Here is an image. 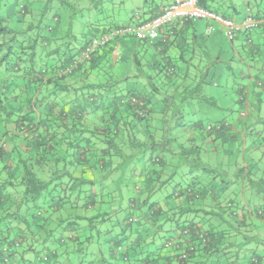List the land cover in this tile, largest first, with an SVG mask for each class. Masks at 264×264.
I'll return each instance as SVG.
<instances>
[{"label":"trees","instance_id":"1","mask_svg":"<svg viewBox=\"0 0 264 264\" xmlns=\"http://www.w3.org/2000/svg\"><path fill=\"white\" fill-rule=\"evenodd\" d=\"M210 1L197 0V6L217 14L212 11ZM53 3V8L69 5L67 0H0V123L3 128L9 122L15 125L9 148L3 147L0 134V264H206L207 259L210 264H217L218 257L238 252H242L246 264H260L262 256L247 247L250 239L246 227L256 223L264 236V198L258 199L261 196L258 191L264 192V164L255 162L245 168L237 165L236 173L228 176L221 168L200 159L205 132L210 137L229 136L233 132L227 121L211 119V112L220 108L216 99L205 95L206 85L219 88L216 78L220 73L209 69L216 65L217 59L201 55L193 61L185 60L192 61L191 66L197 69L192 74H181L180 68L168 61L165 52L168 38L162 40V35L174 37L178 33L175 22L165 26L152 42L127 35L124 38L137 40L141 47L159 49L157 76L162 88L167 85L169 92L161 93L155 88L158 102L152 105L133 90L121 91L113 95L116 110L100 108L102 96H88L89 93L77 95L86 100L88 107L74 105V100L62 103L54 90L60 87L63 78L84 77L85 66L90 67L101 57H107L111 63L117 44L112 41L98 48L87 60L78 63L70 75L58 77L73 66L88 43L74 56L70 54L71 44L63 47L64 53H59L62 36L53 25L60 22V10L54 9L49 15L51 23L41 26ZM245 7V19L252 17L259 22L255 29L263 30L262 3H255L254 12L250 4ZM152 18L112 27L97 22L90 31L98 33L96 37L112 28ZM184 23L195 25L192 21ZM251 31L241 30L234 38H243L241 49L260 54L248 56L247 65L252 66L255 61L256 66L263 68L264 44L253 45L251 41L252 36L263 38L259 37L263 31L255 35ZM64 37L74 38L70 33ZM115 56L121 63L120 55ZM133 59L136 71L148 72L150 62L143 53L138 52ZM224 64L230 65V61ZM157 76L146 74L149 79ZM177 77H180L178 85L174 83ZM247 78L240 73V81ZM257 86L261 88L263 84L259 81ZM244 87L241 83L233 89L241 106L246 105ZM60 89L66 95L73 92L67 86ZM98 110L104 111L100 127L86 132L80 122L86 114ZM35 115L39 118L33 122L30 119ZM238 117L239 120L246 117V112H240ZM252 134L256 135L264 156V127L258 133L250 132V137ZM119 160L128 165L121 166ZM139 163L142 165L136 169ZM124 166L130 171L125 190L121 185L125 176L119 172ZM169 183L172 190L162 199L165 201L151 203L149 197L157 188ZM121 188L124 194H130L126 190H137L143 199L133 196L126 199L124 214L119 218L118 204L122 202L114 199ZM205 200H214L216 209H193ZM95 209L97 213L89 215ZM191 215L194 216L190 218ZM167 224L173 228L175 240L183 239L194 248L190 251L186 247L189 253L186 260L177 262L162 257L161 261L159 251L171 241L164 240ZM222 224L233 228L234 237L239 236V240L234 239V243L229 240ZM207 253L208 258L202 261ZM197 256L201 259L196 260Z\"/></svg>","mask_w":264,"mask_h":264},{"label":"crops","instance_id":"2","mask_svg":"<svg viewBox=\"0 0 264 264\" xmlns=\"http://www.w3.org/2000/svg\"><path fill=\"white\" fill-rule=\"evenodd\" d=\"M172 0H136V3L132 2V6L135 7L134 9L129 10L128 12H124L122 14L121 11L117 12L116 14L114 13L113 21L111 23L105 24L110 27L112 26H122V25H127V24H133V22H137L139 18L142 20L149 19L151 17H154L155 14L168 6ZM158 6L156 12H154L155 8ZM137 13V14H136ZM139 14V16H137ZM135 16V17H134ZM134 17V18H132ZM131 19V20H130ZM130 20V21H129ZM264 22V21H262ZM175 27L178 29V33L174 37H165V35H162V40L165 41V38H168V44L165 52L168 55V61H170L174 66H177L180 68L179 72L181 74H192V72H195L197 68H194L191 66L193 63V58L196 59V57H200L201 55H204L205 57H208V59H217L215 62L216 65L210 67L209 69L213 70L215 73H223V69L227 68L228 70H233L238 72L240 75L241 72L246 75V73H249V77L247 75V79H241L244 81H240L239 78L236 79L234 77V81L228 80L225 82V84H230L233 82V84H241L245 86L244 91H245V99H246V105L241 106V108H245L244 112L246 110H249V115L250 117H253L254 119L252 121L251 127H246L244 124H240V120L238 119V114L236 116L235 120V126H234V132H232V135H222V134H215L214 136L211 135L208 136V134H205L202 136V147L203 150L207 153H215L217 148L215 144L217 143L218 139L222 141L220 145L224 144V141L230 138L235 137L237 141H239V137L245 139L246 134L249 135L250 132L254 133L257 131L259 132V129L264 127V120L260 121L259 117L261 119V116L264 114V67L260 68L259 66H256V62L254 61L252 63V66H248L247 63L244 61L246 58H249L250 56H258L260 54H256L255 52L253 54H250L244 49H241V44L233 45V43L230 44L229 47V54L226 56L227 61H222V51L220 48H223L224 43L222 41L220 31L223 30L222 27H220L221 30H219V35L216 38L210 39L211 32L209 34H206V25L202 26L201 24H196L191 25L192 27L189 26V24H182L179 23L178 21L175 22ZM262 29L264 30V23L262 25ZM92 30V29H91ZM181 31V32H180ZM182 31H185L183 34ZM264 32V31H263ZM98 34V33H97ZM96 33L93 34L91 31L89 33V37L85 38L84 43L81 45L79 49H73L72 46L70 45V50L72 52L70 53L72 56H74L77 52V50H81L95 35ZM222 34V32H221ZM206 37H204V36ZM170 38V39H169ZM227 39V38H226ZM161 40V39H160ZM210 40L212 43L217 42V47L218 50L215 53V55H211L209 52V43ZM256 40V45H263L264 44V38H254ZM239 41V40H238ZM241 41V40H240ZM239 41V42H240ZM252 44L255 45L252 41ZM122 51V53L119 54V51ZM66 51V48H62L59 50V53L61 54ZM120 55V58H122L121 63L117 62L118 56H115L116 53ZM138 52L143 53L144 59L149 61V68L147 69L148 72H140L136 71L135 66H133L132 61L134 60V55L137 54ZM158 53H160L159 49H155V47H141V45L137 42L135 39L131 38H124L119 42L118 44V49L117 45L112 53V62L108 63L107 57H101L98 59H95L93 64L89 67L87 64L85 68L87 69V73L84 77H64L63 81L60 82V87H58L56 92H58L59 99L62 100V103H72V101H75L74 105L78 106H84L86 105V100L83 98L79 99H73V96H76L78 93H89L88 96L92 95H101L102 96V104L100 108H109L113 107V109L116 110L117 107H114L113 104L116 101V98L113 96H117L121 94V91L124 90H133L142 96L146 97L152 105L157 104L158 102V96L157 88L158 90H161L160 92L163 93L164 90H167L169 92V88L167 85L162 88L161 82L159 80V77L157 76V61H158ZM227 53V52H225ZM114 54V55H113ZM249 56V57H248ZM78 58V57H77ZM76 58V59H77ZM192 59L191 63H188L189 60ZM129 61L131 64L126 65L125 63H122L123 61ZM209 60V61H210ZM230 61V65L224 64L228 63ZM117 62V63H116ZM108 63V64H106ZM209 64V63H208ZM131 66V67H130ZM241 66V67H240ZM247 69V71H243L242 67ZM256 66V67H255ZM113 67H116L117 69L114 70ZM259 67V68H258ZM113 71L117 72V78L115 77V74ZM147 75H156V78H147ZM242 77V76H241ZM180 77H177L175 79V84L178 85L180 82ZM177 80V81H176ZM239 81V82H237ZM263 84V87L259 88L257 84L259 83ZM131 82V83H130ZM182 84H185V80H182ZM247 85V86H246ZM67 86L72 90L73 92L71 94H74L71 96V94L66 95L64 92H59L61 91L60 88ZM42 90H44V87ZM252 89V90H251ZM41 90V91H42ZM52 91V90H51ZM50 91V92H51ZM248 91V92H247ZM85 95V94H84ZM238 96V95H237ZM161 97V96H160ZM239 97V96H238ZM114 98V99H113ZM239 104V103H238ZM86 107H88L86 105ZM109 110V109H108ZM157 111H160L158 108L156 109ZM111 112V111H110ZM232 112V110H231ZM112 113V112H111ZM104 114L101 112V110H98L96 113L87 115L84 117V120H82L80 123L83 127V129L88 132L92 128H99L100 127V116ZM260 114V116H259ZM39 118L35 115L32 117L30 120L35 122ZM238 126V127H237ZM2 124L0 123V134L2 136V145L5 148L8 147V142L9 138L11 137L12 134L15 133V125L12 122H9L6 124V126L2 129ZM239 130V131H237ZM244 131V132H243ZM158 133V134H157ZM155 134V133H154ZM156 135L159 136V132H156ZM155 135V136H156ZM242 141V140H241ZM228 142V141H227ZM255 142L257 143L258 140L255 139ZM253 149L255 151V156L254 159H249L248 162L246 161L247 159H243V164L242 166L249 167L250 164L255 163V160L262 164H264V156L262 155L261 147L256 144H252ZM240 158V156H238ZM212 167L219 168L215 165H210ZM235 174V173H234ZM233 174H228V176H232ZM254 180V179H252ZM256 180H254L255 182ZM264 184V183H262ZM258 193L261 195L258 197V199H261L262 197L264 198V192L263 191H258ZM176 205L179 204V199L175 201ZM207 204V205H206ZM216 202L214 200H205L201 202L200 204L197 203L198 207H193V209L197 210H203L206 209L207 211L211 209H216ZM201 214V213H200ZM200 214L198 216H200ZM194 215H191L190 218H192ZM197 219V217H195ZM252 226V225H251ZM259 225L256 224V227ZM247 227L246 229L249 230L248 234V239L247 243L253 242L255 250L262 249L264 250V236H263V231L255 233L254 230L249 229ZM167 234L172 233V235H176L173 232V228L166 229ZM239 232V231H237ZM164 240L166 239V236ZM163 244V242H160V246ZM175 250L169 249V248H163L162 252L161 250L159 251L161 258L162 257H169L171 261H177L178 262V257L174 252ZM208 253L204 254V258L201 259L200 257H195L196 260L201 259L204 261L205 259L208 258ZM200 256V255H199ZM194 259V260H195ZM193 260V261H194ZM163 261V258L162 260ZM260 264H264V256L260 260Z\"/></svg>","mask_w":264,"mask_h":264},{"label":"rangeland","instance_id":"3","mask_svg":"<svg viewBox=\"0 0 264 264\" xmlns=\"http://www.w3.org/2000/svg\"><path fill=\"white\" fill-rule=\"evenodd\" d=\"M46 1V0H45ZM69 5H66L64 7H59V8H53L54 3L50 6L51 8L48 10L47 15L45 16V18L42 20L41 22V26H45L50 24V18L49 15L51 14V12L55 11L54 9H59L60 11L58 12L60 15V22L59 24H55L54 30L57 29L61 34L62 38L60 39V44H61V48L63 47H67L71 44L73 49H79L81 47V45L84 43L85 38L89 37V33H90V27L95 25L97 22L100 23V25H105L108 23H111L113 21V15L114 13L116 14L117 12L121 11L122 14L124 12H128L131 9H134L135 7L132 6V2L136 3V0H67ZM256 2H260L262 3V8H264V0H211L210 1V5H211V9L212 11H215L217 13V15L221 16V17H226L227 19L231 20L232 22H234L235 25H239L243 19H245V13L244 11L246 10L245 5L246 4H250V8L253 9L251 10L252 12H254V7H255V3ZM13 3V2H12ZM38 6V3L36 2V7ZM234 10H236V13L234 12ZM194 23L196 24H201L202 26L206 27H210L211 28V35H210V39L212 40V38H216L219 34V30L220 27H222L218 22L210 20V21H194ZM264 30L261 29H253L252 35L258 34L259 32H262ZM222 32V34H221ZM67 33H70L73 35L74 38H68V37H64V35H66ZM220 35L222 38V41L225 42L224 43V47L220 48L222 51V61H227L226 56L229 54L228 50L230 47V42L226 39L225 35H224V30L220 31ZM219 35V36H220ZM259 37H263L264 38V32H262ZM254 36L251 37V41H253L254 44H256V40H254ZM133 40V38H131ZM210 40L209 43V52L211 53V55H215V53L218 50L217 47V42L212 43V41ZM240 42H239V41ZM115 43L117 44V49H118V44L119 42H121V39L119 41L114 40ZM243 43V38H234L233 40V45H237V44H241ZM227 52V53H225ZM122 53V51H119V54ZM118 54V52L116 53V55ZM245 62L247 61L244 60ZM128 62V63H127ZM126 65H129V61H126ZM131 67V66H130ZM241 67V66H240ZM114 70H116V67H113ZM234 70V69H233ZM233 70H228L227 68L223 69V73L220 74L219 77L216 78V81L219 85V88L217 87H209L208 85H206L205 88V95H210L212 96L214 99H216V102L219 105V110H215L211 112V119L214 120H218V121H227V123H229V130L234 132V126H235V120H236V116L237 114H239L240 112H244V109L241 108V106L236 102L238 99V96L236 95V93L233 91V89L235 88L236 84H233V82L230 84H225V82H227L228 80L234 81V77L236 79L239 78V74L236 71ZM243 71H247V69H245V67H242ZM113 73L115 74V77L117 78V72L113 71ZM246 75H248L249 77V73H246ZM239 82V81H237ZM131 83V82H130ZM232 86V87H231ZM247 86V85H246ZM252 90V89H251ZM248 92V91H247ZM80 93H78L77 95H79ZM246 94V93H245ZM244 94V95H245ZM74 94H71V96H73ZM73 96V99H79V97ZM246 104V103H245ZM206 107V106H205ZM204 107V108H205ZM232 110V112H231ZM249 110H246V117H243L240 119V124H244L247 128L251 127V123L254 118L250 117L249 115ZM245 113V112H244ZM260 116V114H259ZM260 121L264 120V114L261 116V119L259 117ZM238 127V126H237ZM239 131V130H237ZM240 132V131H239ZM244 132V131H243ZM253 136L250 137V135L245 136V139L239 137V141H237L235 139V137L227 139V141H224V144L220 145V143H222V141L220 139H218L217 143L215 144L217 150L215 153H207L204 152V150L202 151L201 155H200V159L202 160L203 163L205 164H209V165H215L217 167H219L218 169H222L223 171L227 172L228 174H233L236 173V169H237V165H242L243 164V159H247L246 161L248 162L249 159H254L255 156V151L253 149L252 144H256L259 142H255V136L254 134H252ZM242 140V141H241ZM258 140V139H257ZM113 152V150H112ZM238 156H240V158H238ZM243 157V158H242ZM147 158V156H145V159ZM255 162H258L257 159L255 160ZM114 166H117L118 164L115 162L114 160ZM118 163L122 165H128L126 162L124 163V160H119ZM142 165V163H139L137 165H135L136 169H139L140 166ZM119 172H123V176H125L124 178H122L121 180V185H123V189L125 190V185L127 184V181L129 180L127 177L130 175V171L129 169H125L122 167V171ZM136 182V181H133ZM136 187V186H135ZM112 189H116L114 188V186L111 187ZM122 188L121 190V194L116 192L115 195H118V198H115L114 200H116L118 203L122 202V205L118 204V211H117V215H119V218L122 217V215L124 214L123 211V205H126L127 203L125 202L126 199H130L132 196L136 199H143L140 194H138V191H134L133 189L130 190H126L128 191L130 194L126 193L124 194V190ZM172 190V185L169 184H165V186L163 188H157L156 192L149 197V201L152 203L155 200H162L168 193H171ZM244 197L246 198L245 201H248L249 197L247 196L246 193H244ZM241 198H243V195H240ZM254 199V198H253ZM169 202H171L172 199H168ZM165 200H162V202ZM161 202V203H162ZM114 204H117L116 202H114ZM138 205V204H137ZM97 213V210L95 209L93 212H89V215H95ZM217 219V218H215ZM215 222L217 223L218 220H215ZM219 223H221L219 221ZM250 222L248 221L247 224H249ZM256 223H254V225L250 226L249 229H252L255 231V233L257 232H261L262 229L258 226L256 227L255 225ZM232 225L234 226L233 222ZM168 228L170 226V224L166 225ZM223 228H225V231H227L228 233H226V237L229 236V240H231L234 243V239H238L239 240V236H235L234 237V229L231 227H228V225L226 224H222ZM166 227V228H167ZM240 228V227H239ZM247 228V227H246ZM236 229V228H235ZM243 231V229H241V232ZM242 234H240L241 236ZM165 237V235H164ZM166 239L171 240V241H175L176 239V235H172V233H168L166 236ZM257 246V244H256ZM255 246V247H256ZM247 247L250 249H254V244L253 242H249L247 244ZM242 251V250H241ZM176 255L179 254L178 251L175 252ZM257 254L260 256H264V250L259 249L257 250ZM243 254L242 252H238L236 255H224L221 257H218L215 261L217 262V264H246L245 261L242 260ZM210 260L207 259L206 264H210L209 263Z\"/></svg>","mask_w":264,"mask_h":264},{"label":"built area","instance_id":"4","mask_svg":"<svg viewBox=\"0 0 264 264\" xmlns=\"http://www.w3.org/2000/svg\"><path fill=\"white\" fill-rule=\"evenodd\" d=\"M210 20L216 21L222 26L224 35L228 41L233 40L236 34L241 30H253L259 25V22L250 16L239 25H235L234 22L229 19H224L209 10L198 7L197 0H172L168 6L163 8L161 12L151 20L136 25L112 28L102 35L93 37L73 66L61 72L58 77L70 75L74 69L76 70L78 63L87 60L89 56L98 50V48L104 47L118 38H124L127 35H130L139 41L152 42L158 38L160 31L165 26L173 25L174 22L178 21L183 23L187 21L194 22ZM210 32L211 28L207 27L206 34H209ZM132 101L134 103L138 102L135 99H132ZM139 105L141 106L140 103ZM184 235H187L186 231L184 232ZM201 241L204 242V240ZM186 247H189V245L187 246L183 239L168 241L166 244V248L179 252L177 257L181 261L186 260L188 257L189 253H187ZM193 249V247H189L190 251Z\"/></svg>","mask_w":264,"mask_h":264}]
</instances>
